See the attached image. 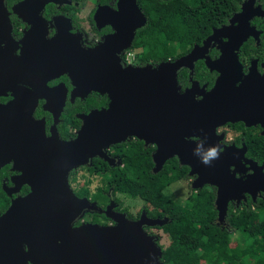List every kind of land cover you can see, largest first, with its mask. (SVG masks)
I'll use <instances>...</instances> for the list:
<instances>
[{
	"label": "water",
	"instance_id": "95a60500",
	"mask_svg": "<svg viewBox=\"0 0 264 264\" xmlns=\"http://www.w3.org/2000/svg\"><path fill=\"white\" fill-rule=\"evenodd\" d=\"M61 1L64 0H24L14 10L29 21L28 16L21 15L26 6L30 5L38 13L48 2ZM113 15L108 22L114 32L94 47H85L81 34H70V21L58 17L54 19L59 21L56 23V35L46 39L42 34V39L37 40V48L32 49L33 54L37 53V59L50 61L48 64L55 68V75L66 73L69 76L74 88L72 99L84 98L92 90L106 91L110 103L107 109L78 115L81 125L76 137L70 141L55 140L50 150L37 160V175L25 179L31 186V192L0 216V264H5L3 261L15 256V252L17 255L23 251L21 235L26 229H30L36 242H62L65 250H68V243H73L75 255L85 260L83 264H162L159 259L162 249L156 244V237L144 231L143 225L163 226L170 221L168 217L148 218L142 211L138 220L130 221L125 214L113 212L111 203L106 212L116 221L115 226L71 227V223L84 211L97 210V206L70 191L68 172L96 156L112 164L106 149L128 136L155 143L153 173L160 171L169 158L177 156L180 165L189 167L188 176L194 177L192 189L205 185L216 187L214 206L220 224L225 223L230 201L237 205L245 202L244 193L250 194L255 201L256 193L264 192L263 166L252 160L243 163L241 158L245 148L223 146V134L216 133V128L226 123L242 121L246 125L255 124L250 113L254 105L252 101L257 97L252 94L251 79L236 85L241 78L236 52L243 37L225 42L221 46L220 57L215 61L205 53L210 43L225 32L226 26L214 29L201 46L194 45L189 53L174 61H163L153 67H124L119 54L131 46L136 30L144 26L147 19L137 0H119V11ZM3 19L7 22L5 8L0 2V33L5 27ZM95 20L98 26L103 25L99 10ZM29 22L36 29L35 23ZM28 53L24 47L20 59L25 60ZM200 58H205L210 70L219 72L214 86L205 93L204 87L200 89L198 82L193 81L191 87L180 94L178 71L182 67L189 68L191 79L194 62ZM252 73L249 75L251 78L254 77ZM59 89L56 109H62L66 93L63 85H59ZM47 97L49 104L52 99ZM163 103L167 109H157L163 107ZM17 105L14 102L0 106ZM257 105L264 106V102L260 104L258 101ZM201 141H204L205 150L213 145L222 148L210 165L203 164L199 156L194 155V149ZM247 169L252 173L246 178L236 176V173H244ZM8 228L14 230L9 232ZM72 248L71 245L70 250ZM34 250L40 251L41 248L38 246ZM6 251L11 253L6 254Z\"/></svg>",
	"mask_w": 264,
	"mask_h": 264
},
{
	"label": "flooded vegetation",
	"instance_id": "af4514ba",
	"mask_svg": "<svg viewBox=\"0 0 264 264\" xmlns=\"http://www.w3.org/2000/svg\"><path fill=\"white\" fill-rule=\"evenodd\" d=\"M23 1L24 0H0L5 8L8 22L7 24L6 20L3 19L5 27L3 33H0V105H9L14 102L19 104V106H0V216L10 210L17 200L25 198L31 192V186L25 179L26 177L29 179V177L37 175V160L42 158V155L50 150L51 144H53L55 140L70 141L76 137L77 131L81 125V119L78 115L88 114L92 110L107 109L110 103L109 95L106 91L97 92L92 90L84 98L75 97L72 99V91L74 88L69 76L66 73L55 75V68L48 64L50 61L46 60L47 58L37 59V53L33 54L32 49L37 48V40L42 39L43 35L46 39H52L56 35V23L59 21L57 20L55 22L54 19L58 17L66 18L70 21V34H81V41L85 47L96 46L101 43L107 35L114 32L113 27L108 21L113 18L114 12L119 11V0H64L57 3L48 2L38 13L32 10V7L28 5L21 11V15L28 16V19H30L29 21L35 23L36 29H34L33 23L24 20L14 10V7ZM139 7L141 8L140 5ZM98 10L102 16V26H98L95 20V14ZM141 11L144 13L142 8ZM40 18H42L44 22L40 21ZM41 23H43V25ZM224 26L227 27L225 32L218 35V40L210 43L205 55L211 61L217 60L221 55V46L225 42L229 39L236 40L238 37L242 36L243 40L236 52L237 60L241 66V78L236 82V85L251 79V83L249 84L253 90L252 94L257 98L252 101L254 105L250 113L251 120L253 119L255 124L246 125L242 121L226 123L217 127L216 133L223 134L221 140L223 146L233 145L238 149L244 147L245 153L241 158L242 162L245 163L247 160H252L256 162L258 166H263L262 171L264 173V162L258 163L256 159L247 155L248 148L246 142L241 138L240 143H236V136L238 133H236L234 127L231 126L241 123L244 127V131H246L249 136L258 138L264 144V106L257 105L258 101H260V104L264 102V0H240L238 10L232 12L226 23L218 27H213L209 35L213 33L214 29ZM32 30H34V32H32ZM203 40L200 44L194 45L201 46ZM24 47L29 52V55L25 60H21V52ZM191 49L187 52H185L184 49L181 50L180 56L178 57L186 55ZM121 53L119 57H121ZM178 57L175 59L168 58L165 61H174ZM200 61L209 74V77L207 78L206 76L203 80L194 77L195 66ZM121 64L124 67L125 65L138 67L151 65L153 67L158 63L155 64L153 61L143 62L135 58L132 64H125L123 62ZM181 70L188 72L187 82L180 83V81H178V73ZM251 72L255 73H252L254 75L252 78L249 76ZM178 73L177 86L180 94H183L187 88H190L193 81L198 82L200 89L204 87L203 91L206 93L214 86L219 76L217 70L209 69L205 63V58L197 59L194 62V72L191 79L190 69L187 67H182ZM59 85H63L66 90L62 109H56L60 93ZM91 94H93V96H103L105 101L98 107L94 106L79 111H75L73 106L70 105L76 101L86 99ZM47 96H51L52 99L49 104ZM258 96L260 98H258ZM201 97L202 95L197 98L200 99ZM261 97L263 99H261ZM151 103L153 104L152 101ZM150 109L154 108L150 107ZM157 109H167V107L165 103H163V107ZM75 117L78 119V127L74 126ZM118 144L120 145L117 147L113 144L106 149L107 156L113 160L112 164L96 156L91 158L87 164L81 165L68 172L67 183L70 191L78 198H86L90 202H94L97 206V210L84 211L81 216L71 223L72 228L87 225H97L99 227L115 226L116 221L110 218L106 212L107 207L111 203H113V212L125 214V217L130 221L138 220L142 211H145L148 218H157L149 216L147 211L143 208L144 205H141L135 212L132 211L129 206L125 204V194L114 191L113 187H110L108 191H105L103 188L101 179L108 177V175L113 172V169H117V167L123 165L128 155V148L150 155L153 161V153L156 149V145L153 142L146 143L137 136H128L124 141ZM220 150H222V148ZM173 157L177 158V156ZM94 159L99 160L98 164L94 166L92 170H89L88 167L91 166ZM245 166L248 167L249 165L245 164ZM251 173L252 171L247 169L244 173H236V176L244 179ZM77 174L85 178L82 182H79L76 188H73L71 184L76 182ZM188 177V179H190V192L196 191L191 188L194 177ZM89 178H91L92 181L88 184V190H92L94 194L101 191L104 194L102 198L106 197L104 205L99 204L97 200L86 197L80 192ZM244 196L245 202H241L238 205L235 201H230L229 203L239 207L245 204L248 199L253 201L250 194L244 193ZM257 198L264 200V192L258 191L255 201ZM14 221L15 219H12V222ZM216 223L222 226L226 224V222L223 224L218 223L217 219ZM163 226L143 225V229L148 235L156 237L155 242L161 249L164 247L162 243H160L161 236L156 234L154 229L159 230L162 229ZM12 230L14 229L8 228L9 232ZM28 231L29 233L27 234ZM56 231L58 232V230ZM21 237L23 251L17 253V255L15 252V256L4 260L3 263L83 264L82 261H85L75 255L73 243H68V250H65L62 242L56 241V243L54 242L53 244L49 242H36L33 241V235L30 234V229H26ZM71 245L73 246L72 250H70ZM38 246L41 250H34V248ZM57 247L60 249L56 250L55 248ZM10 253L11 251H6V254ZM161 256L159 258L160 262L164 264L161 260Z\"/></svg>",
	"mask_w": 264,
	"mask_h": 264
},
{
	"label": "trees",
	"instance_id": "16d2710c",
	"mask_svg": "<svg viewBox=\"0 0 264 264\" xmlns=\"http://www.w3.org/2000/svg\"><path fill=\"white\" fill-rule=\"evenodd\" d=\"M239 1L138 0L147 21L137 29L129 49L143 62L157 64L168 58L175 59L181 50L187 52L194 44H200L213 27L226 23L232 12L238 10ZM187 76L188 72L181 70L178 81L187 82ZM206 76L208 78L209 74L200 61L195 66L194 77L203 80ZM104 101L103 96L91 94L70 105L79 111L98 107ZM74 120V126L78 127V119L75 117ZM231 126L238 133L236 143L239 144L242 138L247 144V155L258 163L264 162V144L249 136L241 123ZM118 145L114 144L115 147ZM98 161L94 159L88 169L92 170ZM153 165L150 155L128 148L123 165L101 179V184L105 191L113 187L114 191L128 197H139L151 217H168L170 221L163 226L170 237L169 244L162 248L164 264H192L193 252L198 253L197 262L201 264H264L263 199L257 198L254 202L248 199L239 207L229 203L226 224L222 226L216 223L215 187L204 186L191 191L184 202H176L163 190L176 181L189 178V167L180 165L176 157L169 158L157 173L151 171ZM91 181V178L87 179L80 192L104 205L106 197L102 198L101 191L94 194L88 190ZM234 231L242 238L231 247Z\"/></svg>",
	"mask_w": 264,
	"mask_h": 264
},
{
	"label": "rangeland",
	"instance_id": "374dc122",
	"mask_svg": "<svg viewBox=\"0 0 264 264\" xmlns=\"http://www.w3.org/2000/svg\"><path fill=\"white\" fill-rule=\"evenodd\" d=\"M81 171H84V170H81ZM78 175L79 174L76 175L78 180L76 178V182H73L71 184L73 188H76L79 182H82V180L85 178V177L78 176ZM190 190H191L190 189V179L186 178V179L179 180V181H176L170 184L163 190V192L166 196H168L169 198H171L172 200L176 202H184ZM124 200H125V204L128 205L129 208L134 212L138 208H140L141 205H144V202L139 197H126L125 196ZM154 232L158 234L159 236H161L160 243H162V246L166 247L170 242V237L168 236L167 229L166 228H162L159 230L154 229ZM241 238H242L241 234L239 232L234 231L231 237L230 246L233 247L237 242L240 241ZM197 256H198V253L193 252L192 258L190 259V263L201 264V262H197Z\"/></svg>",
	"mask_w": 264,
	"mask_h": 264
},
{
	"label": "clouds",
	"instance_id": "9594fccd",
	"mask_svg": "<svg viewBox=\"0 0 264 264\" xmlns=\"http://www.w3.org/2000/svg\"><path fill=\"white\" fill-rule=\"evenodd\" d=\"M204 141H201L197 148L194 149V155L199 156L201 162L205 165H210L213 159L218 158L220 149L218 146H210L208 149L203 148Z\"/></svg>",
	"mask_w": 264,
	"mask_h": 264
},
{
	"label": "built area",
	"instance_id": "2783aa9c",
	"mask_svg": "<svg viewBox=\"0 0 264 264\" xmlns=\"http://www.w3.org/2000/svg\"><path fill=\"white\" fill-rule=\"evenodd\" d=\"M121 61L125 64H132L135 61V52L127 49L121 53Z\"/></svg>",
	"mask_w": 264,
	"mask_h": 264
}]
</instances>
